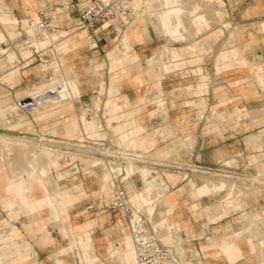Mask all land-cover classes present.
<instances>
[{"label": "crops", "instance_id": "crops-1", "mask_svg": "<svg viewBox=\"0 0 264 264\" xmlns=\"http://www.w3.org/2000/svg\"><path fill=\"white\" fill-rule=\"evenodd\" d=\"M48 4L62 7L47 12L51 28L42 39L45 51L37 56L21 42L32 39L30 27L38 21L36 11ZM148 4L146 0L130 1L132 21L139 12L140 27L144 6ZM199 4L203 10L220 4L227 19L254 25V33L245 30L247 43L222 49L215 60L210 54L206 64L187 60L195 56L189 54L195 50L189 44L199 43L202 28L206 27L200 21L209 24ZM86 5L87 0H0V102L31 96L34 83L48 85V79L43 83L35 79L41 64L56 62V48L62 53L64 65L70 67L69 76L78 90L75 106H54L47 114L37 111L31 117L25 115L24 120L14 122L16 127L4 123L0 127L50 135L56 149L59 145L62 148V140L106 137L161 160L203 168L227 167L225 162L242 166L245 158L239 152L246 150L250 161L264 158V123L255 125L247 119L250 115L264 116V0H150L156 17L161 14L156 10L194 7L185 18L168 14V33L145 27L142 32L136 29L134 34L128 33L127 40L123 35L132 21L125 19L104 23L93 32L74 31ZM213 13L219 16L217 7ZM176 19L191 22V31L172 33ZM211 35L212 32L208 36ZM185 36L193 37V41H187ZM199 49L205 50L202 46ZM156 52L161 53L162 64H153ZM47 54L50 60L43 58ZM157 69L161 70L160 76L156 75ZM100 84L102 90H98ZM94 102H99L97 110L93 109ZM261 103L262 108L257 107ZM79 110L84 111V124L80 123ZM32 117L34 120H29ZM51 123L54 133L46 131ZM91 123L96 125L95 130ZM66 154L51 160L48 167L63 162ZM91 163L76 164L83 171L80 178L75 177L76 183L64 182L62 172L51 176L52 181L48 182L46 171L45 183L33 180L29 199L23 179L12 180L7 171H0V264H87L80 244H86L90 236L93 254L106 264V243L117 246L126 238L119 234L128 229L119 212L105 208L112 192L108 196L88 180L96 175L84 172L94 170ZM66 165L64 168H69V162ZM261 166L264 169V163ZM143 168L146 185L153 188L156 195H151L157 197L152 212L131 200V195L139 193L143 186L139 174L129 179L128 190L125 184L124 187L131 204L146 213L155 236L167 246V264L264 262V233L259 230L264 228V219L256 220L249 213L260 215L262 207L246 211L260 205H250L246 200L244 208L246 196L242 190L219 201L226 191L217 194L222 190H212L202 183L199 172H177L150 165ZM95 171L102 172L99 168ZM252 180L264 182L258 176ZM134 181H140L142 186L138 188ZM82 182L83 186H78ZM55 195L62 198L57 208L50 200ZM71 196L82 198L75 211H69ZM46 232L49 236H43ZM96 236L102 241H96Z\"/></svg>", "mask_w": 264, "mask_h": 264}, {"label": "rangeland", "instance_id": "rangeland-1", "mask_svg": "<svg viewBox=\"0 0 264 264\" xmlns=\"http://www.w3.org/2000/svg\"><path fill=\"white\" fill-rule=\"evenodd\" d=\"M220 6H221L220 4H216L214 7L210 8L209 10H206V9L203 10L204 12H206V15L204 14V16L208 18L209 24L208 25H205L203 22L200 21V24H202L203 26H206V27L205 28H202V31H201L202 32V36L199 38V39H201L200 42L197 43V44H195V45L189 44L191 47H194L195 50L194 51L191 50V51H188V52H189L190 55H195V56L194 57H191V58H187V60L196 59V60H194V63H197V64L198 63L206 64V61L209 59L210 54H212V59L215 60L217 58V55H218L219 51H221L222 49L228 48L230 46L239 47L240 45H243V44L247 43L248 42V37L245 34V30H246V32L247 31H251V32L254 33V27H253L254 25H252V24L251 25H248V24H246V22H241L239 20H231L229 18L227 19V17H226L227 14H225V11L223 10V8L221 9ZM54 7L55 8H59V7H62V6H60L59 4H55ZM215 7H217V11L219 12V14H218L219 16H217V14L213 13V11L215 10ZM139 14H140L139 12L136 13V16H135L134 20L131 22L130 25H128L126 31L124 32L123 38H126L125 40H127V38H128V33L134 34L133 32H135L136 29L137 30L142 29L140 27L141 26L140 25V22L137 19V16ZM188 30L191 31V27H189ZM197 32H200V31L197 30ZM210 32H212V35L211 36H208ZM255 35H256V37H259V34H255ZM192 39H193V37H191V38L187 37V41L192 40ZM199 39H197L196 41H198ZM201 46L205 49L202 52L199 49ZM209 46H211V51L210 52H209ZM56 49H58V48H56ZM120 49L117 50L118 53H120ZM43 53H41V54H43ZM23 54H25V53H23ZM43 58L46 59V60H50L51 56H50V54H47L46 56H43ZM48 63H44V64H41L40 65L39 72L37 73L36 79H35L36 82L39 81L40 83H43L47 79L51 81V78L57 77V75L58 76L60 75L59 68L57 67L58 63L55 62L53 64L46 65ZM109 63H110V61H109ZM61 64L63 65V62H61ZM33 65H35V64H33ZM31 66L32 65H30L29 67H31ZM259 79L260 78H258L257 80L260 81ZM73 83H74L75 90H76V92L78 94L77 85L74 82V80H73ZM49 85H50V83L47 85V87ZM39 87H40V89H44L46 87V85H41ZM100 90H102V85H101V89ZM263 95H264V93H263ZM3 105L4 106L0 105V112H1L0 123H4L5 125H8V126H11L12 127V121L10 120V118L8 117V115H6V112H5V109H7V107H6L7 105L6 106H5V104H3ZM98 107H99V102H98L97 106L95 104V106L93 108H94V110H97ZM257 107H261L262 108V103L259 104ZM17 114H20V115H23V116L25 115V114H23L21 112H18ZM241 114H243V112ZM29 115L31 117V114H29ZM34 117L29 118V120H31V121L34 120ZM247 119L249 120V122L254 121V124L255 125H258L260 123H264V116L263 115H260V116L257 115L256 117H252L250 115V116L247 117ZM37 122L39 123V121H37ZM80 123H81V121H80ZM91 124H93V123H91ZM86 125H88V124L86 123ZM13 126L16 127V124L14 123ZM89 126H90V124H89ZM256 127H258V126H256ZM0 128L1 129H6V130H12V129L7 128V127H0ZM53 128H54V125L51 123L50 124V127H48L49 130H46V131L48 133H54L55 132V128L54 129ZM95 128H96V125L93 124V128L92 129L95 130ZM65 129H66V127H65ZM14 131L19 132V130H14ZM84 131H85V133H88L86 129H84ZM21 132L22 133H26L27 136H28L27 133H29L30 136L31 135H34V136L36 135L34 137L35 140L32 139V138L30 139L29 136H28L29 139H27L28 137H26V141H25L26 143L25 142L24 143L27 144V145H30V146H31V144L32 145L34 144L33 146H35V145L36 146L35 147L31 146V147L37 148V149H41V152H42L41 155L44 153V155H46V157L48 159V160L45 159L46 161H44V162H47V163H45L43 165H47L51 160H54V158L56 156L55 154H57L55 152H57V151L59 152L60 151L59 153H61V152L64 151V149H62L60 147V145H59L58 149L55 148V144L53 143V142H55V140L50 135H47L46 136L44 134H37V133L27 132V131H20L19 133H21ZM2 133H4V132H0V135H1V137H0V144H1V142H4V141L11 142L12 143L14 141V139H12L11 137H17V135H13L12 136V134H10L11 135L10 136L7 133H4V134H2ZM80 133L83 134V132L81 130H80ZM37 135L40 138H38ZM45 139H46V142H45ZM39 140H41V143H40ZM15 141H17V140H15ZM62 141L63 142L66 141V144H69V139H67L65 141L62 140ZM33 142H37V143H33ZM44 143L45 144L48 143V145L46 144L47 145L46 146ZM39 146H41V147H39ZM48 146H50V147L48 148ZM63 146H65V145H63ZM17 147L18 146L15 145V150L13 151V148L14 147L11 144L12 151L10 150L11 152L10 151L4 152L0 157H2V156L4 157L5 154H6L7 157H11L12 156L14 158V160H15L16 157H15L14 152L15 151L18 152V148ZM43 147L45 149H43ZM42 149H43V151H42ZM47 150L50 153L47 152ZM51 152L52 153H55L54 154L55 156ZM9 153H10V155L11 154L12 155L11 156L10 155L8 156L7 154H9ZM239 153H240V156L241 157H244L245 158L244 165H242V166L240 165L239 166L236 163L231 164V163H226L225 162V166H227V167H222V165L221 166L220 165H218V166H212L211 169H213V171H211L210 174H204V173H200V174L198 173V174H199L200 178L202 179V183H205V181H215V182H217V181H221V180L226 181L228 183V186L235 183V185L236 186H239L240 189L242 190V192L244 193V195L246 196L244 198L243 202H242V204L244 203V208H246L245 206L247 205L246 200H249V204L250 205L251 204H259L260 205L258 207L257 206H254V207L247 208L246 211L247 210H250V209H254V208L260 210V208L262 207L261 208V214L260 215H257L256 213H253V212H249V213L253 217H256V220H259L260 219L261 221H263L264 217H263V213L262 212L264 211L263 210L264 209V207H263V205H264V182H262V181H253L252 178L253 177H256V176L264 178V169L261 166V163H264V158H261L260 157L257 161H250L248 159V155H249V151L248 150H246L245 152H241L240 151ZM13 154H14V156H13ZM17 154H19V152ZM48 154H52L53 156L52 155H48ZM41 155H40V158H43L44 155H42V157H41ZM6 156L4 158L10 159L9 160V164H8L9 166L11 165L10 168L13 169L15 167L14 169L17 170V169H19L21 167V165H22L21 164L22 163L21 161L22 160L20 158V154L18 155V157L16 159L17 162L16 161L13 162L14 160H13L12 157L11 158H7ZM59 156H62V155L59 154L58 157ZM3 157H2L1 160L4 159ZM46 157H44V158H46ZM19 160H21V161H19ZM18 161H19V163H18ZM59 162L58 163L56 162L55 165H50L49 167H45L44 168V169H47V171L49 172L48 173L49 175H48V180L47 181L48 182L52 181L51 176H54V174H58V173L62 172V173H64V176H63L64 177L63 178V181L64 182L67 181V180H69V182L73 181V183H76L75 177H76V179L77 178H80L79 175L83 173V171L81 169V166L71 168L72 166L69 165L68 166L69 168H64L65 166H67L66 164L69 162V157H68V162L67 163H66V161H63L62 162L61 160ZM15 163H17L18 166ZM10 168L8 166L4 165L3 170L8 171L7 169H10ZM75 169L78 170V173L77 174L75 172ZM228 171L235 172V175L237 177H239V178H232L230 176H226V175H232V174L227 173ZM137 172H138L139 176L142 179L143 186H145L146 185V180H145V178H146V171H145V169L142 167L140 169H137ZM95 174H96L95 176H92L88 180H90V182L96 183L99 186L100 189H103L105 191V193L108 196H110L111 195V189L109 188V185H108L109 184L108 174L106 172H103V171L100 172V173H97L95 171ZM98 178H99V180H98ZM18 179L19 180L22 179V176H19ZM61 182L62 181H60L59 183H61ZM134 182H135V184H136V186L138 188H140L142 186V184H141L140 181H138V184H137L136 181H134ZM130 183L131 182H130L129 179H125L124 180V184H125L127 190L129 189V184ZM71 184L72 183H69V185H71ZM82 184H83V182L80 183V184H78V186L81 187V186H83ZM143 186H142V189H143ZM74 189H76V188H74ZM140 191H142V190L140 189L139 192ZM223 191H226L225 192L226 193V196L223 197V198H220L219 201L220 200L222 201L227 196L230 197L229 194H234L233 191H231L229 188H226V189H224L222 191H219V192H217V194L218 193H221ZM81 199L82 198H78L76 196L72 197L69 200V204H68L69 211H75L77 209V206H76L77 201H80L81 202ZM129 199H130V196H129ZM238 208L241 209L242 207H238ZM104 209L105 208H102L101 211H104ZM105 212H107V210ZM141 212H142V214L144 216H146V213H144L143 211H141ZM238 214L240 215L241 212H239ZM119 215L121 216L120 213H119ZM71 221H72V219L70 217L69 218V222H71ZM255 223H257V222H255ZM260 225H261V223H260ZM259 230H260V232H262V234L264 233V228L263 227H260ZM125 235H129V232L127 230L122 231L119 234V237L120 238H123ZM43 236H49V235L46 232V234L43 233ZM98 236L95 237V240L96 241H99V242L102 241L101 238L100 239L98 238ZM255 238H257V240L261 239V238H259L257 236H255ZM80 246L82 248L83 255L85 254L87 256V258H88V259H86L85 257H83L87 264H104L103 261L100 260V258L98 256H96V255L93 254V241H92L91 236H90V240L86 244H80ZM118 246H119V244L117 246H114L112 243L111 244L106 243L105 248H104V255H105V262H106V264H111V262H110L109 247H111V248L114 249V248H116ZM71 250H72V248L69 249V254L71 253ZM251 262H254V261H251ZM192 263L196 264V262H192ZM262 263L264 264V262H260V264H262ZM131 264H133V263H131Z\"/></svg>", "mask_w": 264, "mask_h": 264}, {"label": "built area", "instance_id": "built-area-1", "mask_svg": "<svg viewBox=\"0 0 264 264\" xmlns=\"http://www.w3.org/2000/svg\"><path fill=\"white\" fill-rule=\"evenodd\" d=\"M131 0H87V5L76 20L73 29L75 31L93 32L104 23L113 20L125 19L130 22L133 19V12L130 8ZM70 4L69 2L67 3ZM55 4H48L36 11L38 22L32 32V39L25 38L21 45L32 49L38 56L36 48L31 40L43 39L50 31V22L47 19V12L52 10ZM57 99V92L49 88L43 94L37 95L28 101L22 102L21 109L32 113L35 109L43 106L47 101ZM101 124L99 131H102ZM55 144V142H53ZM63 152L68 155L66 163L74 168L77 163L83 161L90 164L92 168H99L109 176V186L112 198L105 208L110 212H119L126 223L128 232L133 242L136 264H166L168 248L154 234L150 227L149 219L141 211L135 209L131 204L129 195L124 187L125 179H132L138 174L137 169L146 165L171 168L177 172H199L210 174L213 169L199 166H190L177 161L168 162L153 157L149 152L140 151L125 142H112L106 137L90 139L86 137L83 141L78 139L69 140V144L61 142ZM65 145V146H63ZM74 163H71V161ZM133 168V170H132ZM232 178H239L235 172L228 171ZM91 208V206H90Z\"/></svg>", "mask_w": 264, "mask_h": 264}, {"label": "bare ground", "instance_id": "bare-ground-1", "mask_svg": "<svg viewBox=\"0 0 264 264\" xmlns=\"http://www.w3.org/2000/svg\"><path fill=\"white\" fill-rule=\"evenodd\" d=\"M147 2H149V4L144 6L145 9L143 10V14L144 15H142V19H143L142 23H143V25L141 27L142 28L141 32L143 31V29L145 27H151L152 29H154V30H156V31H158L160 33H168V25H169V18L168 17L170 16V15L168 16V14L171 13V14H174L175 17H183V18H185L186 17L185 14L187 12H190V10H192V8L194 7V5H192L190 8H186L185 9L184 7L182 8L180 6H175V7H172V8H168L166 10H164V9L156 10L157 12L161 13L158 17H156V16H154L152 14L153 11H151V9H150L151 6H152V5H150V0H146V4H147ZM31 6H33V4H31ZM199 8L201 10H203V6L201 4H199ZM167 18H168V20H167ZM118 20H116V21H118ZM36 24H34L32 27H30V32H33L35 30ZM189 27H191V22H189L187 20H182V19L177 20L176 19V26H175L174 30L172 31V33L178 34L180 31H184V32L187 33V30H188ZM79 32H84V31H79ZM185 37L187 38V36H185ZM31 43L36 48V50H37V52L39 54L44 52V47H46V46H45V43H44V41L42 39L31 40ZM54 54H55V56L57 58L56 62L58 63L57 67L59 68L60 75L59 76L57 75V77L51 78L50 85L48 87L46 85V87L44 89H40V87L37 86V83H35L34 84V89L30 93L31 96H29V97H27L25 99H22V94H19L18 97L20 99H22V100L9 101L7 103H1L0 102V105H2V106H4L3 104H5V106L7 105L6 106L7 109H5V112H6V115H8V117L12 121V125L14 124V122H18V121L24 120L25 119V115H29V114L35 113L37 111H39L41 113H49V112H51V110H52V108L54 106H62L63 107V106H67L69 104L72 105V106H75V104H77V102H78V99H77L78 98L77 97L78 94H77V92L75 90L73 79H71V77L69 76L70 67L68 65H64L66 63H65V60H64V58L62 56V53L60 52L59 49H56L54 51ZM61 62H63V65L61 64ZM152 62H153V64H162L161 63V53L160 52H156V53L153 54ZM93 64H95V63H93ZM94 67L97 68V65H94ZM156 71H157L156 75L160 76L161 75V73H160L161 70L157 69ZM49 88L56 89V92H57V99L56 100L47 101L46 103L43 104L42 107L35 109L32 113H27V112H25V111H23L21 109L20 105L22 104V102L28 101L31 98H35L37 95L43 94ZM100 89H101V86L98 88V90H100ZM95 104L97 106L98 102L97 103L94 102L93 107L95 106ZM18 112H21V113H23L25 115L23 116V115L17 114ZM78 115H79V119H80L81 123L84 124V115H85L84 111L83 110H79ZM0 116H1V112H0ZM68 129H69V127H66V130H68ZM14 130L15 129L6 130V129H1L0 128V132L7 133L8 135L12 134V136L13 135H17V137H11L12 139H14V141L12 143L11 142H6V141L1 142V144H0V156L4 152L10 151V150L12 151L11 144L14 147L13 148V151H14L15 150V145H16V146H18L17 147L18 148V152H19L20 158L22 160V161L21 160H19V161L22 162L21 163L22 165L17 170L14 169L15 167L13 169L10 168L11 165L10 166L8 165L10 159L4 158L6 156V154H5L4 157L2 156L4 158L3 160H1L2 157H0V171H3V167H4V165H6V166H8L10 168V169H7L8 170L7 173H8L9 177L12 180L13 179H17L19 176H22V179L27 183V187L28 188H27V191H26V194H27L26 198L29 199L28 189L31 188L33 180L39 181L41 183H45L46 176H47L46 175L47 169H44V168L48 167V164L47 165H43V164L47 163V162H44V161H46L45 159H47V157L43 153L42 155H44V157H46V158H44V157L40 158V155L42 153L41 149L33 148L36 145L33 146L34 144L33 145L31 144V146H33V147H31L30 145L25 144L26 143L25 142L26 141V137L29 136L30 139L31 138L34 139V137L36 135L35 136L34 135L30 136V134L27 133L28 134V136H27L26 133H22V132L19 133L20 131L17 132V131H14ZM4 133H2V134H4ZM0 137H1V135H0ZM29 137L27 139H29ZM37 137H38V135H37ZM38 138H40V137H38ZM15 140H17V141H15ZM39 141L41 143V140H39ZM45 142H46V139H45ZM33 143H37V142H33ZM46 144L48 145V143H46ZM39 147H41V146H39ZM49 147L50 146H48V148ZM43 149H45V148L43 147ZM43 149H42V151H43ZM16 152L17 151H15L14 154H15V157L17 159L19 154H17L18 152L17 153ZM47 152H49V151L47 150ZM59 152L58 151L55 152L57 154L52 153V152L51 153L53 155L55 154L56 155V156L54 155L55 158L58 159V155L59 154L65 153V152H61V153H59ZM14 154H13V156H14ZM52 154H48V155H52ZM7 155L9 156L10 153L7 154ZM42 155H41V157H42ZM11 157H7V158H11ZM65 157L63 158V161H66ZM55 158H54V160H55ZM16 159L14 160V158H13V160H14L13 162H15ZM19 161H18V163H19ZM15 164H17V163H15ZM17 166H18V164H17ZM132 170H133V168H132ZM75 172H78V170L75 169ZM84 172H85L86 175L91 174L92 172H95V168H94L93 171L84 170ZM205 183H207L208 186L212 190H224L226 188H229L231 191L236 192V194H240L241 193V189L239 188V186H236L235 183L231 184L229 186H228V183L226 181H223V180L217 181V182H215V181H205ZM147 185L143 186V189L141 188L142 191H140L139 193L133 194L131 196V200L136 205L145 206L147 211L149 213H151L152 210H153L154 204L157 201V197L154 196V194L156 195V193H154V190H152L153 188H151V186H147ZM151 193H154V194L151 195ZM76 197H78V196H76ZM61 199L62 198L59 195H55V196H52L50 198V200L53 202V204L55 205L56 208L60 204ZM70 199L71 198H69V200ZM176 240H178V238ZM109 253H110L111 264H130V263L136 264L135 252H134V249H133V242H132V239L130 237V234L126 235V238H125L124 241H119V246L116 247L115 250H111V247H109ZM85 258L87 259V256H85ZM192 264H194V263H192Z\"/></svg>", "mask_w": 264, "mask_h": 264}]
</instances>
